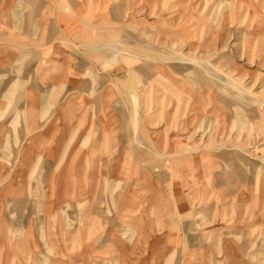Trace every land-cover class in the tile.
Masks as SVG:
<instances>
[{"label":"rangeland","instance_id":"obj_1","mask_svg":"<svg viewBox=\"0 0 264 264\" xmlns=\"http://www.w3.org/2000/svg\"><path fill=\"white\" fill-rule=\"evenodd\" d=\"M6 7L47 45L0 81L4 264H264V0Z\"/></svg>","mask_w":264,"mask_h":264},{"label":"crops","instance_id":"obj_2","mask_svg":"<svg viewBox=\"0 0 264 264\" xmlns=\"http://www.w3.org/2000/svg\"><path fill=\"white\" fill-rule=\"evenodd\" d=\"M7 8L0 12V81H24L31 79L30 75H33L34 80L44 79L45 72H39V69L36 71V67L38 68L40 50L47 44L42 37L40 40L35 36L36 34H33L41 27L42 12H13L11 7L10 11ZM57 32L60 30L58 29ZM57 32L54 31L55 35ZM58 79L59 76L54 74L53 80ZM12 119L13 114L7 116L3 121L4 126L7 127ZM37 126L33 129L35 130ZM21 134H24V130ZM48 134L50 130L46 133ZM31 135L32 132L26 133L28 138ZM51 142L46 152L53 159H59L57 155L60 156L61 151L58 148L62 141ZM0 255L9 256L6 249H0ZM12 256H15V253H12ZM3 261L5 262L4 259L0 260V264H4Z\"/></svg>","mask_w":264,"mask_h":264}]
</instances>
